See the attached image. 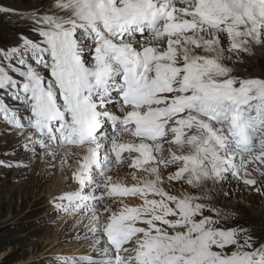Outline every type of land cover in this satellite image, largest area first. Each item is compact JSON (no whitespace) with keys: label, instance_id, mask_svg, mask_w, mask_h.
<instances>
[{"label":"snow or ice","instance_id":"6c2138e0","mask_svg":"<svg viewBox=\"0 0 264 264\" xmlns=\"http://www.w3.org/2000/svg\"><path fill=\"white\" fill-rule=\"evenodd\" d=\"M0 47V122L25 162L71 171L50 200L94 257L57 264H264V243L216 204L264 194V0H50ZM126 169L125 179L113 174ZM136 198L139 204L127 201Z\"/></svg>","mask_w":264,"mask_h":264},{"label":"rangeland","instance_id":"374dc122","mask_svg":"<svg viewBox=\"0 0 264 264\" xmlns=\"http://www.w3.org/2000/svg\"><path fill=\"white\" fill-rule=\"evenodd\" d=\"M49 3L50 0H0V5L22 14L33 8L47 7ZM21 30L23 26L17 25L16 17L0 16V47L14 44L16 34ZM258 48L263 54L264 47L257 46L237 63L226 61L234 76L264 78V56L258 54ZM5 125L0 122V160L25 162L23 152L14 154L21 141L15 132L5 134L8 131ZM56 170L57 167L49 168L42 161L30 169L0 168V264L10 260L14 261L13 264H57L58 259L65 257H94L95 254L85 245L73 242L79 230L74 228L78 218L65 219L55 215L50 203L52 197L72 191L68 184L59 192H52ZM69 173L68 169L65 177L74 185ZM127 179L130 182L129 177ZM115 180L120 181L121 177H115ZM223 191L229 195L217 194V206L235 214L234 218L224 222L225 227L243 225L253 232L256 225L264 228V194L235 185L231 189L226 186ZM127 202L131 206L140 203L136 198Z\"/></svg>","mask_w":264,"mask_h":264},{"label":"bare ground","instance_id":"6f19581e","mask_svg":"<svg viewBox=\"0 0 264 264\" xmlns=\"http://www.w3.org/2000/svg\"><path fill=\"white\" fill-rule=\"evenodd\" d=\"M15 30V29H14ZM15 36V35H14ZM15 38V37H14ZM14 43V42H13ZM257 51H258V54L259 55H263L264 56V53L263 54H261L260 52H259V48L257 49ZM228 64V63H227ZM5 126H7V125H5ZM57 170H56V176H55V178H54V180H56L55 181V183H54V187L52 188V192L53 193H57V192H59L60 190H62V189H64L68 184L70 185V187H69V189H71V190H74L75 189V185H73V184H71V183H69V181H68V179L65 177V172H62L61 170H60V166H59V164H57ZM71 171H72V169L71 168H69V172L71 173ZM127 171H130V170H126V169H122V170H120L118 173H114L113 174V178H114V180H115V177L116 178H120L121 177V180H124V181H126L125 180V177H126V175H127ZM36 172V171H35ZM69 173V174H70ZM41 174V172L39 173V175ZM123 177V178H122ZM69 179H70V177H69ZM129 180H130V177H129ZM118 181V180H117ZM126 182H128V179H127V181Z\"/></svg>","mask_w":264,"mask_h":264},{"label":"trees","instance_id":"16d2710c","mask_svg":"<svg viewBox=\"0 0 264 264\" xmlns=\"http://www.w3.org/2000/svg\"><path fill=\"white\" fill-rule=\"evenodd\" d=\"M255 227V229H256V231H254L255 232V234L257 235V239H262L261 237H264V228L263 227H261V226H259V225H256V226H254ZM0 252H1V244H0ZM13 262L14 261H12V260H10L8 263H6V264H13Z\"/></svg>","mask_w":264,"mask_h":264},{"label":"clouds","instance_id":"9594fccd","mask_svg":"<svg viewBox=\"0 0 264 264\" xmlns=\"http://www.w3.org/2000/svg\"><path fill=\"white\" fill-rule=\"evenodd\" d=\"M0 6H2V5H0ZM247 229L250 231V233L253 235V237L257 240V243H264V239H260V240L257 239V235L255 234V232H253L249 227Z\"/></svg>","mask_w":264,"mask_h":264}]
</instances>
